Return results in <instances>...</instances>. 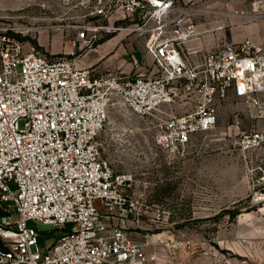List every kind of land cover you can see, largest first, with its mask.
<instances>
[{
  "label": "built area",
  "instance_id": "obj_1",
  "mask_svg": "<svg viewBox=\"0 0 264 264\" xmlns=\"http://www.w3.org/2000/svg\"><path fill=\"white\" fill-rule=\"evenodd\" d=\"M175 5L108 0L98 15L130 19L141 11L140 24L78 27L80 50L93 47L101 30L156 31L147 43L152 76H96L76 59H52L17 34L0 33V264H157L126 226L129 216L141 215L127 193L136 174L116 170L103 156L100 135L118 103L152 120L155 143L184 157L194 134L216 127L217 103L232 93L261 121L242 132L238 145L264 146V42L228 40L193 61L181 44L197 34L194 9ZM175 98L193 108L176 114ZM30 221L64 233L43 249ZM212 264L262 263L217 256Z\"/></svg>",
  "mask_w": 264,
  "mask_h": 264
},
{
  "label": "rangeland",
  "instance_id": "obj_2",
  "mask_svg": "<svg viewBox=\"0 0 264 264\" xmlns=\"http://www.w3.org/2000/svg\"><path fill=\"white\" fill-rule=\"evenodd\" d=\"M229 1L226 9L238 16L237 26L253 24L264 38V0ZM107 4L108 0H0V33L13 32L52 59L73 58L99 49L98 44L82 50L74 44L79 26L132 29L140 24L141 11L130 19L119 12L110 19L98 15L97 11ZM129 29L100 31V43L109 35L123 38L118 62H125V67L109 66L104 75L155 74L147 43L156 31ZM67 42L75 46L74 55L50 54ZM102 48L104 64L112 54L109 48L106 51L107 45ZM138 65L146 74L137 72ZM217 107L216 127L194 134L184 157L160 148L154 141V122L120 103L111 108L107 128L100 135L103 156L116 170L136 174L127 193L141 215L139 221L129 216L126 226L133 238L145 244L148 256L157 264H197L196 260H216L217 256L264 260V146L243 150L238 145L242 132L259 127L261 121L255 109L232 93L218 101ZM192 108L193 104L176 98L171 104L176 114ZM128 129H134V133L129 134ZM10 210L16 219L14 207ZM115 215V221L120 222V216ZM28 224L37 228L43 249L64 233L37 221Z\"/></svg>",
  "mask_w": 264,
  "mask_h": 264
},
{
  "label": "crops",
  "instance_id": "obj_3",
  "mask_svg": "<svg viewBox=\"0 0 264 264\" xmlns=\"http://www.w3.org/2000/svg\"><path fill=\"white\" fill-rule=\"evenodd\" d=\"M175 2L176 10H180L181 8L194 9L192 18L196 24L197 34L184 40L181 44V48L185 55L193 61L199 60L206 52L221 48L223 43L228 40L240 42L246 41V39H252L251 42L253 43L264 42V38H260L258 29L253 24L237 26L239 21L238 16L226 9L230 7L229 5L232 1L175 0ZM57 39L58 38H54V41ZM122 39L123 38L121 36L109 35V37L103 39L104 41L98 43L97 46L99 49L92 48L90 51L81 53L78 56L70 59H76V65L78 68L90 67L92 68L94 75L102 76L104 75V72L108 70L107 67L109 66H111V68L125 67V62H121V64L118 62L119 57L122 56V53L120 52V48L122 46L120 43ZM56 42L52 41V43ZM104 45H107L106 51L109 48L111 50L110 54L112 55L109 61H106L103 64L105 54L103 53L102 46ZM118 49L120 50L118 51ZM58 53L72 56L75 53V46L70 45V43L67 42L60 48L52 49L50 52L51 55ZM135 69H137V72L139 73L146 74L145 68L143 66L140 67L138 65L135 67ZM187 103L190 104V102ZM212 261L213 260H196V263L212 264ZM260 263L264 264V260H260Z\"/></svg>",
  "mask_w": 264,
  "mask_h": 264
},
{
  "label": "trees",
  "instance_id": "obj_4",
  "mask_svg": "<svg viewBox=\"0 0 264 264\" xmlns=\"http://www.w3.org/2000/svg\"><path fill=\"white\" fill-rule=\"evenodd\" d=\"M17 36H18V35H17ZM18 37H19V36H18ZM102 41H104V40H101V42H102ZM98 43H100V42H96L95 45L98 44Z\"/></svg>",
  "mask_w": 264,
  "mask_h": 264
}]
</instances>
